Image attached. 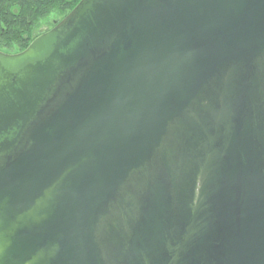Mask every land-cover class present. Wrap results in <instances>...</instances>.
I'll return each instance as SVG.
<instances>
[{"label":"water","instance_id":"95a60500","mask_svg":"<svg viewBox=\"0 0 264 264\" xmlns=\"http://www.w3.org/2000/svg\"><path fill=\"white\" fill-rule=\"evenodd\" d=\"M0 264H264V0H80L0 50Z\"/></svg>","mask_w":264,"mask_h":264},{"label":"trees","instance_id":"16d2710c","mask_svg":"<svg viewBox=\"0 0 264 264\" xmlns=\"http://www.w3.org/2000/svg\"><path fill=\"white\" fill-rule=\"evenodd\" d=\"M79 2L80 0H0V50H24L40 34V30L45 29L39 28L36 36L34 35L42 21L52 13L61 16L57 20L62 19Z\"/></svg>","mask_w":264,"mask_h":264},{"label":"rangeland","instance_id":"374dc122","mask_svg":"<svg viewBox=\"0 0 264 264\" xmlns=\"http://www.w3.org/2000/svg\"><path fill=\"white\" fill-rule=\"evenodd\" d=\"M59 18H61V16H59L58 13H52V14H51L46 20L42 21V22L40 23V25L35 29V31H34V35L36 36V34H37L39 28H41V27H45V29H46V28H47V29L52 28L53 25H54L53 22H54L55 20L59 19ZM1 50H2V49H1ZM12 50H13L12 52H15V51H17L18 49H17V48H14V49H12Z\"/></svg>","mask_w":264,"mask_h":264}]
</instances>
